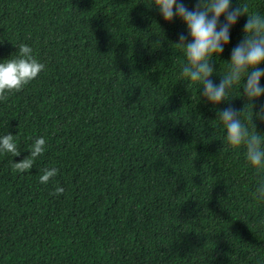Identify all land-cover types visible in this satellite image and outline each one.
I'll return each mask as SVG.
<instances>
[{"label":"trees","instance_id":"obj_1","mask_svg":"<svg viewBox=\"0 0 264 264\" xmlns=\"http://www.w3.org/2000/svg\"><path fill=\"white\" fill-rule=\"evenodd\" d=\"M146 2L0 0V59L27 43L45 64L0 99V134L21 149L0 154V264H264V203L243 150L222 144L227 105L177 80L185 27ZM245 19L211 61L218 74ZM41 135L45 153L18 174L12 160ZM50 166L57 176L40 184Z\"/></svg>","mask_w":264,"mask_h":264},{"label":"clouds","instance_id":"obj_2","mask_svg":"<svg viewBox=\"0 0 264 264\" xmlns=\"http://www.w3.org/2000/svg\"><path fill=\"white\" fill-rule=\"evenodd\" d=\"M146 6L154 8L163 19L171 23L181 21L185 33H179L174 43L180 50L184 62L177 80L193 86L205 105L216 108L224 102L227 106L216 108V118L223 127V146L242 149L246 165L255 177L254 199L264 203V134L257 131V124H264V103H256L264 96V12H251L243 0H192L189 8L185 0H147ZM241 17H245L242 36L230 49L226 72L218 74L211 61L220 60V54L230 42L232 28ZM16 55L0 59V99L8 93L18 92L33 81L45 69V64L33 55L27 43L17 45ZM216 74L218 81L212 79ZM238 92L232 95L234 89ZM241 97L244 106L234 108L228 101ZM28 154L12 160L18 173L28 172L37 158L46 151L44 136H36L27 148ZM15 135L0 134V154L20 155ZM58 168L45 167L39 175L40 184H48L56 177ZM64 192L57 185L55 195ZM264 223V220L261 221Z\"/></svg>","mask_w":264,"mask_h":264}]
</instances>
